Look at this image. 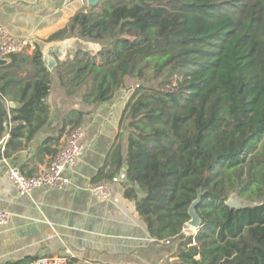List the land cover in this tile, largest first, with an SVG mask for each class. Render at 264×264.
<instances>
[{
    "label": "trees",
    "instance_id": "obj_1",
    "mask_svg": "<svg viewBox=\"0 0 264 264\" xmlns=\"http://www.w3.org/2000/svg\"><path fill=\"white\" fill-rule=\"evenodd\" d=\"M64 37L80 40L53 69L38 43L0 66L5 154L46 125L53 76L82 105L69 111L70 132L133 79L95 179L125 168L149 234L174 247L177 259L161 264H264V0H99L45 42ZM234 192L256 205L231 209ZM199 194L202 226L186 235Z\"/></svg>",
    "mask_w": 264,
    "mask_h": 264
},
{
    "label": "crops",
    "instance_id": "obj_2",
    "mask_svg": "<svg viewBox=\"0 0 264 264\" xmlns=\"http://www.w3.org/2000/svg\"><path fill=\"white\" fill-rule=\"evenodd\" d=\"M82 6L80 0H0V24L30 40L27 54L42 44L45 60L52 55L55 66L57 57L67 59L80 39L45 40ZM130 97L131 91H121L85 113L81 120L85 152L68 171L72 183L64 188L44 187L21 196L7 174L8 166L15 165L26 175H37L51 163L52 151L61 150L67 142L71 126L65 120L70 110L82 105L66 94L55 76L46 125L30 140L20 138L9 156L5 152L12 124L0 136V212L9 213L8 221L0 223V264L52 255L68 256L75 264H161L177 259L174 247L156 242L149 234L135 201L126 194L127 180L113 185L117 200H102L90 190L94 183L111 179L95 178L122 131L121 119Z\"/></svg>",
    "mask_w": 264,
    "mask_h": 264
},
{
    "label": "built area",
    "instance_id": "obj_3",
    "mask_svg": "<svg viewBox=\"0 0 264 264\" xmlns=\"http://www.w3.org/2000/svg\"><path fill=\"white\" fill-rule=\"evenodd\" d=\"M80 1L82 4H89L88 0ZM30 46L31 42L29 39L13 35L0 24V59L9 58L16 53H25ZM85 148V129L80 125L72 129L65 146L58 151L51 163L44 167L40 173L27 176L17 166L9 165L7 169L8 177L17 193L21 196H30L37 189L44 187H67L72 183L68 171L77 164L84 154ZM126 179L127 173L123 169L109 180L94 183L90 190L102 200H117L114 197L113 185ZM8 219V212H0V223H6ZM185 234H190V232ZM69 262L68 256L52 255L40 256L23 264H69Z\"/></svg>",
    "mask_w": 264,
    "mask_h": 264
},
{
    "label": "water",
    "instance_id": "obj_4",
    "mask_svg": "<svg viewBox=\"0 0 264 264\" xmlns=\"http://www.w3.org/2000/svg\"><path fill=\"white\" fill-rule=\"evenodd\" d=\"M99 0H88L89 5H95L97 4ZM47 60V65L51 69L54 64L56 63L55 58L50 55L46 57ZM11 62L9 58L5 59H0V66L7 65ZM12 106H14V103H11ZM201 199V194L198 195L197 199H195L192 204L189 207V214L191 219L188 222V226L195 230H199L202 226V221L201 217L197 211V205L200 202ZM226 204L231 208V209H244L247 207H253L256 205V202L250 201L248 199H245L241 196H239L236 192L232 193L228 200L226 201Z\"/></svg>",
    "mask_w": 264,
    "mask_h": 264
},
{
    "label": "rangeland",
    "instance_id": "obj_5",
    "mask_svg": "<svg viewBox=\"0 0 264 264\" xmlns=\"http://www.w3.org/2000/svg\"><path fill=\"white\" fill-rule=\"evenodd\" d=\"M83 5H87L86 3H84ZM128 86L131 88V89H127V90H125L126 92L127 91H131V96H132V94H133V91H134V89L136 88V83H135V80H130L129 82H128ZM184 232L185 233H189L190 232V234H193V233H196V230L195 229H193V228H191L190 226H188L187 225V227L185 228V230H184ZM190 234H186V235H190Z\"/></svg>",
    "mask_w": 264,
    "mask_h": 264
}]
</instances>
